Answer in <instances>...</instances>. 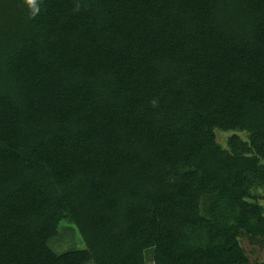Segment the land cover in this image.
I'll return each instance as SVG.
<instances>
[{"label":"trees","instance_id":"16d2710c","mask_svg":"<svg viewBox=\"0 0 264 264\" xmlns=\"http://www.w3.org/2000/svg\"><path fill=\"white\" fill-rule=\"evenodd\" d=\"M262 190L264 0H0V264H264Z\"/></svg>","mask_w":264,"mask_h":264},{"label":"rangeland","instance_id":"374dc122","mask_svg":"<svg viewBox=\"0 0 264 264\" xmlns=\"http://www.w3.org/2000/svg\"><path fill=\"white\" fill-rule=\"evenodd\" d=\"M230 136H231L230 133H224V132L219 131L218 132V142L220 144H223L224 146H227V139ZM44 171L45 170H42V172L44 174H46ZM260 194L264 195V190H262L260 192ZM261 201L264 203V199H262ZM69 227H72V226L67 224V223L64 224V225L62 224V231L63 232H61V237L58 238V242H56V245H55L56 246L55 248L60 247V249H56V251H58V252L67 251L68 248H72L74 246H78V247L84 246L83 245L84 243H83L78 231L75 230V228L72 230L73 231L72 233H65V229H68ZM75 233L77 234V236L74 238V234ZM244 246H245L246 250L248 251V253H249V255L251 256L252 259L258 258V259L264 260V249H261L259 246L253 247L252 245H249L247 243V241H244Z\"/></svg>","mask_w":264,"mask_h":264},{"label":"clouds","instance_id":"9594fccd","mask_svg":"<svg viewBox=\"0 0 264 264\" xmlns=\"http://www.w3.org/2000/svg\"><path fill=\"white\" fill-rule=\"evenodd\" d=\"M25 5L30 11V14L32 17H35L40 14L41 12V4L43 3V0H24ZM80 5L76 4L75 11H79ZM152 106L155 107L158 103V100L153 99L152 100Z\"/></svg>","mask_w":264,"mask_h":264}]
</instances>
